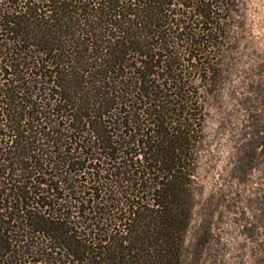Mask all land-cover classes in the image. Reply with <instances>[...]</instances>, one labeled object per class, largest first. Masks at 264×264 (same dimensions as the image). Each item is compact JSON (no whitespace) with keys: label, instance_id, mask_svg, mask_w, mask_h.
I'll return each mask as SVG.
<instances>
[{"label":"trees","instance_id":"1","mask_svg":"<svg viewBox=\"0 0 264 264\" xmlns=\"http://www.w3.org/2000/svg\"><path fill=\"white\" fill-rule=\"evenodd\" d=\"M241 10L0 0V264L221 261L226 198L203 199L198 175L210 112L227 98L245 112L230 180L264 169V78L228 90ZM247 204L258 215L238 220L255 219L243 231L264 264V195Z\"/></svg>","mask_w":264,"mask_h":264},{"label":"rangeland","instance_id":"2","mask_svg":"<svg viewBox=\"0 0 264 264\" xmlns=\"http://www.w3.org/2000/svg\"><path fill=\"white\" fill-rule=\"evenodd\" d=\"M240 1V14L244 17L245 25L236 32L239 44L234 55L228 89L229 92L236 90L237 98L246 95L249 91L248 84L253 80L264 78V0ZM236 100L227 98L223 109H212L210 112L207 127L208 147L203 155L198 181L205 188L203 199L210 195L215 200L226 198L215 215L217 223L214 232L221 237L224 246V253L218 264H255L258 255L255 249L256 239H250L243 231V226L248 225V222L253 224L255 219L251 218L248 222L238 219L244 210L248 217L258 215L257 207L247 209V199L264 195V169L252 172L246 184L233 183L229 178L234 141L237 138L235 134L239 133L238 129L245 120V112L238 109ZM262 113L264 117V111ZM231 116L232 122L223 128L222 123ZM234 193L242 196L236 207L231 203ZM199 210L200 207L197 212Z\"/></svg>","mask_w":264,"mask_h":264}]
</instances>
